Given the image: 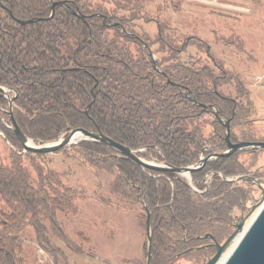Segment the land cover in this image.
<instances>
[{"label": "trees", "instance_id": "16d2710c", "mask_svg": "<svg viewBox=\"0 0 264 264\" xmlns=\"http://www.w3.org/2000/svg\"><path fill=\"white\" fill-rule=\"evenodd\" d=\"M60 1L67 6L57 7L55 16L45 21ZM147 1L0 0V86L13 91V117L29 140L44 145L72 130L102 132L146 161L186 168L196 165L206 149L218 154L227 150L226 130L215 111L232 121L236 140L234 127L248 118L249 101L240 99L249 92L231 78L237 83L236 97L224 95L219 88L229 83L230 73L213 57L214 68L182 61L180 55L193 44L186 39L178 45L167 25L158 21L155 37L139 33L138 21H153L145 13ZM18 20L35 22L20 25ZM167 77L181 88L169 84ZM8 111V101L0 96V136L13 154L9 166L0 162V264H26L23 233L29 226L48 254L61 253L52 238L84 253L58 221V214L77 213L78 193L56 173L40 168L36 177L31 175L24 158L47 155L23 153L9 127ZM206 116L212 117L216 139L204 135ZM71 152L114 177L110 191L119 202L139 206L146 221L150 214L149 264H179L188 258L203 264L215 254L206 237L222 243L251 198L250 189L238 187L240 183L234 189L217 176L245 174L239 158L235 163L232 158L209 163L192 174L190 184L175 173L142 169L101 143L82 141L58 153L72 157ZM208 174L213 176L207 189Z\"/></svg>", "mask_w": 264, "mask_h": 264}, {"label": "rangeland", "instance_id": "374dc122", "mask_svg": "<svg viewBox=\"0 0 264 264\" xmlns=\"http://www.w3.org/2000/svg\"><path fill=\"white\" fill-rule=\"evenodd\" d=\"M145 13L153 21H138L139 33L155 37L159 21L169 27L167 31L176 38L178 45L186 39L193 44L180 55L182 61H198L214 68L213 57L230 73L229 83L219 88L224 95L236 97L235 80H240L249 92V97L240 100L244 104L252 101L257 108L252 118L260 121L256 128L264 130V0H148ZM191 39L202 41L208 49ZM211 121V116L203 119V132L213 140L216 138ZM243 129L244 125L234 127L237 138L242 139ZM32 145L39 146L34 142ZM70 155L72 157L55 153L44 158H24L23 164L33 177L40 168L62 176V183L78 193L77 213L58 214V221L77 251L84 253L73 251L62 239L52 238L61 253L58 256L48 254L38 246L35 231L29 226L23 233L26 264H149L147 221L141 208L127 206L111 193L113 176L91 167L73 152ZM239 157L247 164L252 162V157H259L250 170L263 169L264 173V152L254 156L244 150ZM12 158L11 147L0 136V162L9 166ZM249 189L251 198L245 216L250 214L245 226L262 205V191L257 187ZM254 207L256 210L252 213ZM232 233L227 232L222 242ZM179 264H196V261L188 258Z\"/></svg>", "mask_w": 264, "mask_h": 264}, {"label": "water", "instance_id": "95a60500", "mask_svg": "<svg viewBox=\"0 0 264 264\" xmlns=\"http://www.w3.org/2000/svg\"><path fill=\"white\" fill-rule=\"evenodd\" d=\"M67 6V2H56L51 8L52 14L49 19L45 21H49L51 18L55 16L57 7H65ZM79 18L85 19L82 14H77ZM34 21H22L20 24L29 25L33 24ZM149 55H153L152 52ZM153 65L156 70H158L156 66V59L154 56ZM168 83L174 87H180V85L176 83L170 82L168 77L166 78ZM4 89L0 87V92H3ZM190 97V96H189ZM193 99V98H192ZM13 102V100H12ZM202 108L208 109L207 105H201ZM90 107L87 109V114L89 113ZM10 115L13 123L14 133L17 135V138L21 142L23 146V153H33V154H55L58 153L61 149L65 150L73 145H77L82 141H92L104 144L116 152H118L122 157L131 160L136 165L141 167L142 169L156 171L159 173L170 172L185 177L190 183L192 182V174L203 169L204 165L211 158H225L230 157L234 153L241 150H262L264 149V143H248V142H240L238 144L232 143L230 139L231 135V120H223L219 118L218 113L215 111V116L219 119V122L226 128L225 141L228 146V151L223 154H213L208 156L207 158L201 159V161L192 166L186 168H177L169 166L168 164H156L153 162L146 161L138 155V151H134L131 148L122 145L111 138L104 135L102 132L93 133L85 130H72L70 134L59 141L52 142L50 144L44 145H32L31 140L24 134L18 123L15 121L13 117L12 107L10 109ZM4 137L3 134H1ZM228 180V179H227ZM259 189L262 191V200L261 207L257 210L256 214L252 218L251 222L245 226V222L247 218L244 217L241 223L237 226V230L235 233L224 243V245H215L217 249V253L214 257H212L205 264H264V187L259 185ZM256 210V207L252 209V213ZM146 231L148 237V260L150 261L152 255V237H151V222H150V214H148L147 222H146ZM240 238L238 239V237ZM238 239V240H237ZM230 252H229V251ZM228 252V253H227ZM227 255L224 258V255ZM224 258V259H223Z\"/></svg>", "mask_w": 264, "mask_h": 264}, {"label": "flooded vegetation", "instance_id": "af4514ba", "mask_svg": "<svg viewBox=\"0 0 264 264\" xmlns=\"http://www.w3.org/2000/svg\"><path fill=\"white\" fill-rule=\"evenodd\" d=\"M60 2H62V1H60ZM10 15H11V13H10ZM33 21L35 22V20H33ZM20 22H22V21L21 20L17 21V23H19V24H20ZM20 25H22V24H20ZM0 87H2V86H0ZM2 88L4 89V91L0 92V96L5 98L8 101L9 110L12 107V111H13V106L15 104L16 97L12 95L13 91L11 89L6 88V87H2ZM179 88H181V87H179ZM12 100H13V102H12ZM246 108L248 110V118H247L246 122H244L242 124V125H244V129H245V130L243 129V131H242L243 132L242 133V139L236 138V140H233V138H232V121H231V135H230V139H231L232 143H234V144H238L240 142L264 143V130L256 128V123L260 122V121L259 120H254L252 118L256 114V109L257 108H255V106L252 105V101H249V105L246 106ZM10 111L7 112V113H9V115H10ZM218 121H219V119H218ZM11 122H12V119H11ZM9 127L13 129V123H12V126H9ZM225 130H226V128H225ZM225 135H226V132H225ZM61 139H64V138H61ZM226 145H227V143H226ZM226 151H228V146H227V150ZM226 151H224L223 153H225ZM242 151H244V150L238 151V152L234 153L230 157H225V158H216V157H214V158H211L204 165L203 169H205V167L209 163H212V162L220 160V159L232 158L233 159L232 163L233 162L235 163V161H234L235 158H239V161H240V164H241L240 166H243V168H245L247 170L245 174L243 172V173L235 174L232 177L226 178L223 174L217 173V176L220 177L224 182L231 183L232 185H234V187H233L234 189L237 187L236 183L243 184V185L238 186V187L245 188V189H249L250 187H254V188L257 187L259 189V185H262L264 187V184H263L264 181H262V180H264V173L262 171L263 169H257L256 171L250 170L253 167V165L256 163V161L258 160L259 157H252V162L250 164H247V162L241 161V159H240L241 157H235V156H239L240 152H242ZM245 151H250L252 153V155L256 156L258 153L260 154V153L264 152V149H262V150L248 149V150H245ZM223 153H221V154H223ZM213 154H218V153L210 152L208 149L204 150L202 156L200 157L199 162L201 161V159L207 158L208 156L213 155ZM230 167H234V165L231 164ZM202 170H200V171H202ZM226 171L227 172H231V170H226ZM212 176H213V174H208L206 176L205 180H204V183L207 185V189L209 188V185L211 183ZM190 184H192V182ZM248 202L249 201H247L246 203L248 204ZM247 208H249L248 205L244 206V210L241 213V215L237 216V221H236L237 223L235 222V225L238 226L241 223V221H242V219L244 217H248L249 216L250 212H248L247 215L245 216ZM237 226L234 229L233 233L229 236V238L235 233V231L237 230ZM206 238L210 239V241H211V244H207V245L208 246H212L215 249V254L212 257H214L216 255V253H217V249H216L215 245H217V244L224 245V243L229 239L228 238L225 242L221 243V242H218L217 239H215L211 235H208ZM151 257H152V255H151ZM210 259H208L203 264L207 263ZM149 263H150V261H149Z\"/></svg>", "mask_w": 264, "mask_h": 264}, {"label": "bare ground", "instance_id": "6f19581e", "mask_svg": "<svg viewBox=\"0 0 264 264\" xmlns=\"http://www.w3.org/2000/svg\"><path fill=\"white\" fill-rule=\"evenodd\" d=\"M239 238H240V236L238 237V239H239ZM238 239H237V240H238ZM229 252H230V251H229ZM226 256H227V255L225 254V255H224V258H225ZM224 258H223V259H224Z\"/></svg>", "mask_w": 264, "mask_h": 264}]
</instances>
